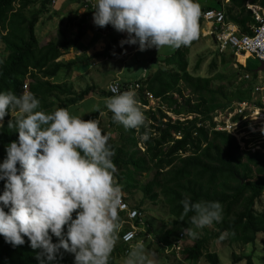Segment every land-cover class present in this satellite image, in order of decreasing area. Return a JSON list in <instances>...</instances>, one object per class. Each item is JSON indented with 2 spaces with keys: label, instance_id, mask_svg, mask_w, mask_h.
Wrapping results in <instances>:
<instances>
[{
  "label": "trees",
  "instance_id": "obj_1",
  "mask_svg": "<svg viewBox=\"0 0 264 264\" xmlns=\"http://www.w3.org/2000/svg\"><path fill=\"white\" fill-rule=\"evenodd\" d=\"M49 1L41 0L39 9L26 16L23 11L31 1L0 0V40L4 45V56L0 58V92L11 90L16 95L30 92L39 99L40 110L50 113L58 107L67 109L80 102L93 87L88 86L79 92H73L70 86L51 81L60 70H69L75 65L73 61L62 62L58 59L81 41L83 26H79L78 32L72 38L60 42L48 41L39 46L34 28L41 15L49 11ZM247 2L264 4V0H230L225 7L227 19L245 33H249L248 27L255 24L251 11L246 8ZM206 8L209 7L201 9ZM86 17L87 15H84L82 20ZM112 29L113 27H106L102 30L106 32ZM117 41L118 37L106 48L109 49ZM187 53L186 47L176 48L171 55L163 58L164 65L171 68L157 69L146 79L138 81L141 86L137 100L146 104L148 100L144 93L149 92L173 114H199L200 118L172 121L159 107L156 108L157 116L155 112L148 111L146 121H151L149 130L144 126L138 129L117 130L121 144L111 145L115 153L113 163L117 170H122L124 191L136 188L137 176L153 168V178L141 185L140 190L144 196L154 201L158 197V192L154 189H158L169 206V213L175 219L174 223H179L183 229L194 227L190 222L194 213L189 212L181 220L183 206L180 201L185 195L190 196L193 202L219 201L223 206V220L214 222L218 229L217 235L227 233V238L232 241L254 244L257 234L264 233V211L257 212L254 209L256 201L264 194V154L242 153L231 135L208 131L202 125L197 126L198 122L208 119L214 109L223 108L229 102L224 105L217 104L214 99L216 94L225 98L227 96L223 87L212 88L208 78L193 76L188 72ZM221 56L222 62H225L223 54ZM27 80L30 82L25 91L23 85ZM180 82L190 89L194 99L182 95ZM222 85L231 87L233 82L229 81L227 86ZM242 86L246 87V90H238L241 97L238 96L237 100H241L242 96L244 99L249 94L250 84L245 85L242 81ZM174 93L177 96H174ZM55 99L58 102L53 108L52 100ZM96 115L97 111L84 120L93 119ZM10 119L13 117L9 114L4 118L3 128H0L1 164L7 158L8 145L18 140V132L8 128ZM145 132L149 139H142L145 151L141 153L138 143ZM4 184L5 181L0 180V194L4 191ZM141 204L140 202L138 206ZM5 211L8 209L5 208ZM66 233L67 226L64 227L65 236ZM173 233V230H167L160 239L170 244L169 238ZM24 239V245L13 247L0 235V264H40L36 259L40 250H33L28 238ZM52 242L57 243L58 238L52 236ZM120 246L123 252L121 241ZM202 248L203 242L198 241L184 248L182 254L187 255L193 262H197L204 255L210 264H217V254L203 253ZM116 251L118 253L120 249L117 248ZM237 259L243 260L245 264H254L251 255ZM114 262L112 252L109 264ZM52 264H74V255L61 249L57 260Z\"/></svg>",
  "mask_w": 264,
  "mask_h": 264
},
{
  "label": "clouds",
  "instance_id": "obj_2",
  "mask_svg": "<svg viewBox=\"0 0 264 264\" xmlns=\"http://www.w3.org/2000/svg\"><path fill=\"white\" fill-rule=\"evenodd\" d=\"M92 7L96 26L111 25L127 33L121 46L138 45L140 51L180 48L198 37L201 8L196 0H94ZM110 90L114 94L105 98V105L113 121L125 129L146 127L136 93L120 92L118 85ZM9 114L13 119L8 128L18 132V140L8 145L7 158L0 164V180L5 181L0 235L13 247L24 245L27 237L30 247L40 250L36 255L40 264H52L61 249L74 255V264H109L122 229V186L115 180L114 149L99 121L84 120L61 107L45 112L34 94L16 95L11 90L0 92V128ZM141 139H149L147 132ZM180 203L181 220L194 213L190 217L194 227L183 229L190 238L198 237L194 229L223 220L219 201L193 202L185 195ZM151 257L137 242L123 264H154Z\"/></svg>",
  "mask_w": 264,
  "mask_h": 264
},
{
  "label": "rangeland",
  "instance_id": "obj_3",
  "mask_svg": "<svg viewBox=\"0 0 264 264\" xmlns=\"http://www.w3.org/2000/svg\"><path fill=\"white\" fill-rule=\"evenodd\" d=\"M29 1L32 3L23 11L26 16H30L38 10L41 3V0ZM62 3L63 1L54 7H51L49 4V11L42 14L39 18L34 28L38 45L42 46L48 41L60 42L72 38L78 32L80 25L83 26V37L75 47L70 48L58 59V61L62 62L73 61L75 65L69 70H60L51 81L70 86L73 92H79L88 86L93 87V90L90 92L92 96L85 98L80 104L77 103L67 107V110L70 114L82 119L89 113L102 110L96 117L99 121V127L109 137L108 143L110 145H120L121 140H116L117 136L115 132L117 130L122 131L124 127L113 121L112 113L106 108L105 98L109 97L107 94L108 84L112 81H119L123 85H128L146 79L157 69L171 68L164 65L163 58L171 55L176 48L165 46L158 50L152 47L145 51H140L138 45L125 44L121 46L120 42L127 38V33L111 30L104 32L102 30L104 28L99 29L100 27H97L93 23V15L87 11L78 14L79 10L77 9V15L73 12L76 16L71 15V17L70 14L73 13L66 11L68 9L67 6L71 4L64 2L65 4L62 5ZM196 3L200 5V8L212 7L217 5V0H196ZM84 15H87V17L83 21ZM116 37H118V41L107 49V45ZM183 47H186L188 50L186 56L188 72L193 76L199 75L200 77L208 78V83L211 84L212 88L223 87V90L227 93L226 98L220 94L214 96L215 102L219 105L238 101L237 97L240 96L238 95V90H246V87L242 86L241 72L243 68L239 66V62L244 63L248 71L259 67L253 58L246 57L244 59L241 57V59L229 50L223 53L225 62H222L221 53L217 51L214 42L210 37L202 36L199 31L198 37L188 46ZM3 56L4 45L0 40V58ZM29 80L25 81V83L27 82L28 84ZM229 81L233 82L231 87L226 88L222 85L227 86ZM179 87L184 97L190 96L191 99H194V94L182 82L179 83ZM138 94L139 90L136 92V98ZM59 96L63 97L62 95ZM174 96H177V94L174 93ZM52 101L53 108H55L58 101L56 99ZM158 106L166 113V117L171 120H173L171 118L172 115L177 116L168 111L167 107L157 100L155 104L151 103L148 106L149 108L140 107L147 118L149 115L148 111H153L156 114ZM12 115L15 116L16 113L13 112ZM150 124L151 121L147 120V130L150 129L148 126ZM154 136L156 135L154 134ZM141 141L142 139L138 143V148L141 153H144L145 149ZM241 152L243 153V151ZM121 173L122 170H117L115 180L122 186V198L129 206L140 209L143 215L142 221L144 224L141 226L140 235L135 243L141 242L144 244L145 249L152 254L151 258L154 260V264H210L204 255L197 262H193L187 255L182 254L183 250L171 251L170 244L160 239L165 231L173 230L174 233L169 238V242L171 243L173 237L184 232L179 223H174L175 219L169 213V206L158 189H154L155 192H158V197L154 201L150 200L148 196H144L140 190L141 185L148 183L153 178L155 170L150 168L149 171L138 175L136 178V188L128 191H124L123 189L125 183H123ZM140 202L142 204L138 206ZM254 209L257 212L264 211V194L256 201ZM119 216L122 229L119 232V240L113 250L115 257L114 264H123L124 257L126 256L124 251H121L120 235L124 229L129 227V224L122 222L124 217ZM194 230L198 233V237L193 239L184 235L182 249L190 247L198 241H202L203 253L217 254V264H245L243 260L238 261L237 258L246 255L252 256L254 264H264V233L257 234L254 244H244L240 241L228 239L227 235L226 238L221 239V234L217 235L218 229L214 222L210 226ZM117 248L120 249L118 253H116Z\"/></svg>",
  "mask_w": 264,
  "mask_h": 264
},
{
  "label": "built area",
  "instance_id": "obj_4",
  "mask_svg": "<svg viewBox=\"0 0 264 264\" xmlns=\"http://www.w3.org/2000/svg\"><path fill=\"white\" fill-rule=\"evenodd\" d=\"M76 1L81 9L93 15L92 5L94 0ZM56 3L57 0L49 1L51 7H54ZM229 3L230 0H217V5L201 9L198 19V31L202 36L211 38L219 53L223 54L226 50H229L238 57H251L256 60L260 67L261 64H264V4L246 3V8L251 11L255 24L248 27L249 33H245L241 32L234 22L227 19L225 7ZM106 27L112 26L107 25L103 28ZM100 29L102 28L100 27ZM112 31L116 30L113 28ZM239 64L244 67L241 72V79L245 85L250 84L248 97L230 103L223 108L215 109L209 114L208 119L198 122L197 126L202 125L208 131L224 132L231 135L240 151L246 153L261 152L264 154V132L261 131L264 129V68L260 70L257 67L252 71H248L244 63L239 62ZM111 85H118L120 92L133 90L135 93L141 86L138 82L123 85L119 81H112L107 86V93L110 96L114 94L110 90ZM23 89L27 90V82L24 83ZM144 97L150 104H155L156 100L159 101L149 92H145ZM138 103L140 105L139 101ZM150 104L142 106L149 108ZM194 117L200 118V115L180 114L171 116L172 121L176 119L185 121ZM119 213L124 217L125 221L122 220V222L129 224V227L124 229L120 235V241L124 246L123 251L126 254L140 235L141 226L144 224L142 221L143 215L140 209L129 206L123 198ZM183 238L184 233L181 232L171 240V251L182 250Z\"/></svg>",
  "mask_w": 264,
  "mask_h": 264
},
{
  "label": "crops",
  "instance_id": "obj_5",
  "mask_svg": "<svg viewBox=\"0 0 264 264\" xmlns=\"http://www.w3.org/2000/svg\"><path fill=\"white\" fill-rule=\"evenodd\" d=\"M61 1H63L62 5L65 4L64 2H68V3L71 4V5H68V6H67L68 9H66V11H68V13H70V12H71V13L75 12V14L77 15V12H76L77 9L79 10L78 14H82L83 12H85L83 9L80 8V6L78 5V3H77L76 0H57L56 5H58V3L61 2ZM56 5H55V6H56ZM56 9H58V8H56ZM59 10L61 11V9H59ZM71 15H72V16H76V15H74V13H73V14H70V16H71ZM72 16H71V17H72ZM97 27H98V26H97ZM97 27H96V28H97ZM99 29H100V28H99ZM61 57H62V56H61ZM90 96H92V94L89 93L85 98L90 97ZM108 96L110 97V95H108ZM102 97L104 98V96H102ZM85 98H84L83 100H81L80 102H78V103H79V104L82 103V102L85 100ZM76 104H77V103H76ZM149 104H150L149 102H147L146 104H143V103L140 102V105H141V106H142V105H149ZM74 105H75V104H74ZM71 106H72V105H71ZM69 107H70V106H69ZM96 111H97V114L100 113V112H102V110H100V111H99V110H96ZM96 111H95V112H96ZM95 112H94V113H95ZM90 114H93V113H89V114H87L83 119H85V118H86L87 116H89ZM96 117H97V115H96L93 119L97 120ZM115 133H116V136H118L117 131H116ZM116 140H118V137L116 138ZM117 146H118V145H117Z\"/></svg>",
  "mask_w": 264,
  "mask_h": 264
},
{
  "label": "water",
  "instance_id": "obj_6",
  "mask_svg": "<svg viewBox=\"0 0 264 264\" xmlns=\"http://www.w3.org/2000/svg\"><path fill=\"white\" fill-rule=\"evenodd\" d=\"M264 68V64H261L259 69L262 70Z\"/></svg>",
  "mask_w": 264,
  "mask_h": 264
},
{
  "label": "bare ground",
  "instance_id": "obj_7",
  "mask_svg": "<svg viewBox=\"0 0 264 264\" xmlns=\"http://www.w3.org/2000/svg\"><path fill=\"white\" fill-rule=\"evenodd\" d=\"M239 57H242V58H244V59L246 58V57H243V56H239ZM244 65H245V64H244ZM245 67H246V65H245Z\"/></svg>",
  "mask_w": 264,
  "mask_h": 264
}]
</instances>
